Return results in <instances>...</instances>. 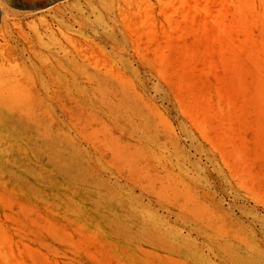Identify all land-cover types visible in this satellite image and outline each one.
I'll return each instance as SVG.
<instances>
[{
	"label": "rangeland",
	"instance_id": "obj_1",
	"mask_svg": "<svg viewBox=\"0 0 264 264\" xmlns=\"http://www.w3.org/2000/svg\"><path fill=\"white\" fill-rule=\"evenodd\" d=\"M0 264H264V0H0Z\"/></svg>",
	"mask_w": 264,
	"mask_h": 264
}]
</instances>
